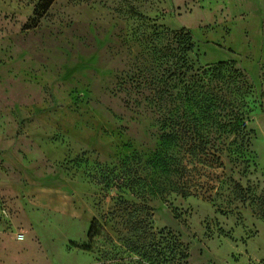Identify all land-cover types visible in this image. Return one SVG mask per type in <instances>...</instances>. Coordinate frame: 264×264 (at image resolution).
I'll use <instances>...</instances> for the list:
<instances>
[{"label":"rangeland","instance_id":"rangeland-1","mask_svg":"<svg viewBox=\"0 0 264 264\" xmlns=\"http://www.w3.org/2000/svg\"><path fill=\"white\" fill-rule=\"evenodd\" d=\"M39 1L0 0V264H145L144 203L188 264H264V0Z\"/></svg>","mask_w":264,"mask_h":264},{"label":"trees","instance_id":"trees-1","mask_svg":"<svg viewBox=\"0 0 264 264\" xmlns=\"http://www.w3.org/2000/svg\"><path fill=\"white\" fill-rule=\"evenodd\" d=\"M55 0H40L36 12L38 18H42L45 13L50 9V7L53 5ZM38 24L33 25L31 27H26V29H31L37 27ZM228 62H220V64H227ZM171 130L172 132L168 135H165L163 138V144H176V145H189L191 141L195 140L200 137H187L189 135L190 127H188V130L184 129V125L177 123L176 120L171 121ZM199 133V131L193 130L192 133L196 135V133ZM201 144H206L205 140L200 139ZM194 144L191 145V147ZM189 154L193 157H199L203 154H206V151H199L198 153H195V149L188 150ZM161 154H157V160L159 158V161H161L163 166V172L167 173H173L177 174V176L180 179V183L178 187L176 188V191L178 194H181L182 196L186 197L189 195H192V187L189 183L190 179V172L188 167L183 165L181 163V159L178 160V166L175 169H168L169 162L164 157V159L161 158ZM132 158L127 157L125 159L126 161H131ZM137 178H132L130 181L131 187L137 186V181H135ZM142 179L141 177L139 178ZM147 185V189L150 190V183L148 179H142ZM165 190V189H163ZM141 194V193H140ZM147 190H144L141 195H136V193H133V195L137 198L147 196ZM146 202V201H144ZM126 203L130 206H133V209L135 208V211L139 207H137L134 203L130 204L126 201ZM145 210V214H141V212L138 215H135L130 222L131 227L133 230H135V239L133 242H131L132 246H136V244L139 242L140 244L136 247L137 250H139L143 254V258L146 260L145 264H188L187 260L189 259V252L185 244L180 240L178 236H176L171 230L164 228L162 230L156 231L154 229V224L151 219V215L149 214V206L144 203L141 206ZM139 231V232H138Z\"/></svg>","mask_w":264,"mask_h":264},{"label":"built area","instance_id":"built-area-1","mask_svg":"<svg viewBox=\"0 0 264 264\" xmlns=\"http://www.w3.org/2000/svg\"><path fill=\"white\" fill-rule=\"evenodd\" d=\"M23 237H24L23 235H20V236H19L20 239H23Z\"/></svg>","mask_w":264,"mask_h":264}]
</instances>
